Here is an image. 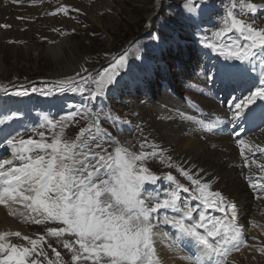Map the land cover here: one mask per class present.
Masks as SVG:
<instances>
[{"label":"snow or ice","instance_id":"1","mask_svg":"<svg viewBox=\"0 0 264 264\" xmlns=\"http://www.w3.org/2000/svg\"><path fill=\"white\" fill-rule=\"evenodd\" d=\"M11 2L17 3L18 0ZM206 4L207 0H185L184 6L189 13L195 14L197 10L202 11V6ZM261 9H264V4L251 0H231L223 17V25L214 36L223 41L229 33L238 35L230 42L207 43L206 46L218 51L225 60L251 64L259 57L258 62L264 67V28H256L254 20L249 23L244 18H238ZM58 12L67 15L68 8L61 6L49 14ZM7 27L10 26L0 24V28ZM126 58V55L113 57L111 68L92 79L94 89L90 85L86 89L89 77L77 72L75 77L57 81L55 90L60 93L66 90L88 91L90 98L95 99L115 81L117 69L124 66ZM83 71L88 70L84 68ZM77 77L83 83H78ZM0 91L8 93L7 88L0 87ZM30 91L47 96L54 89L32 88ZM14 94L28 96L30 92L23 89ZM258 100L264 101V75L247 94L233 97L231 116L227 121L217 118L216 124L204 120L198 123L202 127L230 123L239 153L244 159V167L248 168L251 162L264 172V163L257 164V153L259 159L264 161V144L242 138L246 132L242 121L247 119L252 111L251 106ZM76 115L75 112L69 113L70 117ZM18 116V109L0 110V125H7ZM44 119L53 130L58 126L61 128L60 133L54 134L51 143L46 142L42 131L37 132L38 140L31 136L26 140L18 139L19 133L5 138L4 143L11 152L7 158L0 157V205L9 208L10 215L16 214L12 211L13 205H23L29 210V215H20L35 224L51 221L62 225L48 228L47 233L57 238L65 234L75 238L72 242L63 241V247L72 253L73 264H161L156 249V242L161 237L169 241V248L177 251L194 246L196 253L193 264H227L231 253L249 246L243 225L238 221L237 203L221 192L213 191L210 183L202 179L203 169L196 172L193 171L195 165L186 169L169 163V168L175 167L190 182L186 185L171 172L158 175L145 166L144 162L155 156V152L135 153L125 147H116L114 152H107L98 143L96 149L99 151L93 150L89 142L96 143L93 128L96 132L100 131L98 120L81 128L75 140L67 141L61 139L64 118L55 121L46 115ZM113 119L119 120V117ZM104 135L111 139L108 133ZM165 180L168 182L167 188L154 187ZM148 185L153 186L151 191H148ZM249 186L257 192V199L264 200V182L250 181ZM184 194L190 196L185 197ZM189 199L198 204H190ZM209 210L222 215L218 218L209 216ZM169 211L176 214L168 215ZM160 225L174 229L172 236L161 231ZM10 236L21 237V233L0 232V264H40L38 257L41 256L47 264H60L61 254L51 244L48 247L52 248L55 261L48 259L47 253L40 247L44 236L39 239L23 236L22 239L28 241L30 247L5 242ZM258 250L264 253V247ZM33 254L37 258H32Z\"/></svg>","mask_w":264,"mask_h":264},{"label":"rangeland","instance_id":"2","mask_svg":"<svg viewBox=\"0 0 264 264\" xmlns=\"http://www.w3.org/2000/svg\"><path fill=\"white\" fill-rule=\"evenodd\" d=\"M97 1L101 3L98 4ZM260 1L264 3V0H251L256 4H259ZM78 2L76 6L89 14L78 13L74 21L67 18V26H65L66 22L60 18H54V21L48 19V22H45L43 20L47 17L45 10L30 18L13 17L15 20H19L20 23L13 28L14 31H11L8 27L4 28V34L0 39V87L7 88V94L11 95L23 89H28L31 93L32 88L45 90L51 88L54 89L51 95L59 94L62 96L65 91L63 93L56 91V82L69 76L75 77L76 73L80 72L81 76L89 77V84L85 85V88L90 85L94 89L95 85L91 84L92 79L98 78L97 74H102L105 69L111 68L113 57L126 55L124 66L117 69L118 75L115 77V81L105 87L102 95L106 91L117 87L115 94L120 99L115 97V99L110 100L112 107L117 105L116 109L119 111V115H126L125 117L130 120V123H133L131 119H134L138 126H143L144 136L148 138V142L158 144L157 142L160 141L167 147L166 130L159 126L166 120L165 116L145 101L149 96L144 95L143 88L148 87V82L153 80L159 83L161 76L164 77L165 71L168 74V71L172 69V72L177 74L183 65L193 61L194 49L200 45V38L194 33L190 24L200 25L203 21H208L210 14L216 9L213 3L217 4L219 0H207V4L202 6L203 10H197L195 14L189 13L185 8V0H79ZM41 4L42 2L36 4V7H40ZM206 6L210 7V11L204 13ZM98 7L101 10L96 12ZM94 10L95 13H93ZM91 15L95 18L98 17L99 23L92 19ZM9 18L13 21L11 15ZM238 18L245 19V16H239ZM49 23L62 26V29L54 30V28L48 26ZM262 23L264 24V21ZM218 28H214L212 25L207 34L212 36ZM233 38H235L234 33H229L223 41L215 36L212 39L216 43H220ZM140 39L142 40L140 41ZM59 43L62 44L64 52L61 53L60 59L55 60L56 58L48 51V47ZM175 47L179 50L174 52ZM161 52L166 55L169 54L170 59L160 57V60H157L156 55ZM161 63L164 65L161 66ZM130 66H132V72L126 73L127 67L130 72ZM84 68L88 71L84 72ZM122 74H125L128 79L123 80ZM134 77L140 78L135 81ZM76 79L78 83H83L79 77ZM2 95H5V93L0 91V97ZM120 101H123L125 107H119ZM69 102L77 103L74 99ZM66 104L67 100L64 99L61 108L51 107L53 110H57L53 112L55 121L64 118L61 139L72 141L79 135L77 134L76 125L81 124L83 128L89 122L99 121V118L91 115L87 119L82 112L77 113L69 104L68 106ZM63 108L64 110H61ZM27 110L29 109H25V111ZM71 112H75L77 115L70 117L69 113ZM21 121L31 123L32 119L29 115H26ZM41 125H44V127H41ZM2 127L3 125L0 126V129ZM145 128H149L153 132L152 136L147 134ZM33 130L42 131L54 137V134L60 133L61 128L58 126L53 130L46 122L36 121ZM19 132L20 130L13 129L10 137L17 136ZM134 141L136 140L132 137L126 138L129 147L133 146L132 142ZM169 156L165 153L164 161L167 163L166 165L163 166L155 162L148 168L153 172H157V174L172 172L175 167L170 169L167 165L169 163L177 164L172 162V157ZM4 207V205H0V216ZM19 213L24 212L20 210ZM28 215L29 213L24 214V216ZM31 215L35 216V214ZM24 216L20 215L21 218L18 221H21L19 229L22 228L23 232L19 231L21 237L14 236L13 244L30 247L28 241L22 239L23 236H28L31 239H39L40 236H44L45 240L40 242V247L47 253L48 259L53 261L56 259L52 248L48 247L51 244L61 254L60 264H73L71 261L72 253L63 247V241L72 242L74 237L67 234L60 238L49 236L47 229L50 228V223L27 227V220L24 219ZM52 225L53 227H59L58 223H52ZM262 226H264V223ZM262 231L260 230V233ZM251 232L252 230L248 227L247 233ZM255 233L259 234V232L253 231V234ZM246 252L238 254L237 260L239 263H241V259H246ZM248 255L264 257L261 252L256 250H250ZM32 258L37 257L33 254ZM38 261L40 264H47L43 256L38 257ZM76 264H84V262H76ZM86 264H91V262H86Z\"/></svg>","mask_w":264,"mask_h":264},{"label":"bare ground","instance_id":"3","mask_svg":"<svg viewBox=\"0 0 264 264\" xmlns=\"http://www.w3.org/2000/svg\"><path fill=\"white\" fill-rule=\"evenodd\" d=\"M78 1L79 0H18L17 3H12L11 0H7V2H5V0H0V24H8L10 26L8 28L11 29V31H14L13 28L17 27V24L20 23L19 20H15V18H13L14 16L16 18H30L34 17L39 12H42V10H45L47 12V17L43 18L45 22H48V19L54 21V18H60L61 20L66 22L65 26H67V18H71L74 21L76 19V14L82 12L85 14L88 13L87 11H84L83 9H80L76 6ZM39 2H42L41 6L36 7V4ZM97 3L99 4L101 2L97 1ZM61 6H66L68 8L67 15H65L63 12H58L55 15L49 14L56 12V9L60 8ZM74 9H79V11H74ZM100 10L101 9L98 7L96 12ZM93 13H95V10ZM10 15L13 21L9 18ZM91 17L99 23L98 17L95 18L93 15H91ZM48 26L56 30L62 29V26H57L55 24L49 23ZM3 34L4 28H0V39L2 38ZM3 39L5 40V38ZM177 50L179 49L175 47L174 52ZM48 51L53 57L56 58L55 60H58L62 56L61 53L63 54L64 48L62 44L59 43L48 47ZM197 54H199V56L196 58L195 63L199 64L205 61V70L207 72L210 71L211 65L213 63L209 59L210 57H212V55H209V57H203L202 52ZM217 56L220 58V62L225 65L223 66L224 71L232 69V67H230V63L232 60H225V58L219 54H217ZM160 57H168L170 59L171 56L169 54L166 55L164 54V52H161L159 55H156V59L160 60ZM160 65L163 66L164 64L161 63ZM183 67L185 68V65H183ZM172 71L173 70L170 69L167 74V76L170 78L175 76L172 75ZM177 74L182 73L178 72ZM227 75L228 72L220 76L219 79L223 80ZM262 75H264V70L262 68H259L257 81H255L253 85L259 83V78ZM202 78L204 79V77ZM150 87L155 88V86ZM174 88L177 90L180 89L179 85H176ZM191 105L197 111L198 116H209V121L211 123H216L217 118L220 119V116L225 111V103L218 97L216 91L214 93H210L208 90H205L193 94ZM180 108L181 106H178V108L176 109V115L172 116L170 119H167L166 121L161 123V125H159L162 129L166 130V150L172 157V160L186 169L191 168L192 165H195L196 167L193 171L196 172H198L200 169H203L204 171L203 173H201L202 179L210 183L213 191H219L232 201L236 202L241 214H248L253 218H259L260 212L264 211V202L261 199H255L247 189L246 184L243 182L241 177L243 169L239 166L240 157L236 148L230 143V138L209 136L207 141H203L202 131H194L192 126L178 120V113L180 112ZM132 121L134 122V119H132ZM145 130H147V134L149 136H152L153 132L149 128H145ZM253 138L257 143L264 144V131L257 130V132L253 134ZM10 152L11 150L8 149L6 145L2 147L0 145V157H9ZM257 160L259 163H264V161L259 159L258 153ZM12 211L16 214L10 215L9 208L7 207H4L3 211L1 212L0 232H23L22 228L19 229L21 221H18L21 217L19 215L20 213L18 212L17 205L12 206ZM26 225L27 227H33L35 223L28 220L26 222ZM50 227H53L52 223H50ZM14 240L15 237L10 236L6 239L5 242L13 244ZM159 252L161 257H163V260H165L167 264H189L184 263L179 258L172 256L173 254L170 255L173 252H166V254H164V251H162V249H160ZM174 254H176L175 250ZM246 256L247 264L264 263V257L259 258L258 256H250L247 253Z\"/></svg>","mask_w":264,"mask_h":264}]
</instances>
